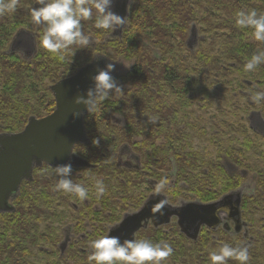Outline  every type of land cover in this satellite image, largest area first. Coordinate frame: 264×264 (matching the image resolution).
<instances>
[{
    "label": "trees",
    "instance_id": "obj_1",
    "mask_svg": "<svg viewBox=\"0 0 264 264\" xmlns=\"http://www.w3.org/2000/svg\"><path fill=\"white\" fill-rule=\"evenodd\" d=\"M256 1L263 7L254 5ZM35 4L36 0H20L16 14L0 17V134L22 131L30 117L41 118L38 117L41 110H45L46 115L53 112L55 100L50 87L57 81L75 74L96 55H102L115 64L120 60L133 63L131 69L124 75L116 76L112 72L124 93L114 94L100 105L98 111L85 116L88 141L78 144L74 152L92 167L83 169L72 167L73 180L88 172L95 173L97 179L100 178L105 184L112 178H109L112 173L114 177H124L122 170L114 166V150L122 145H130L139 155L152 161L161 158L164 179L177 176L181 179L183 174L196 168V164L193 155L186 151L187 145L186 148L181 145L183 140L180 136L186 135L185 132H177L176 118L180 113V104H187L192 99L189 92H192L205 99L206 107L213 106L214 101L211 99L215 96L214 85L217 78H223L227 83H231L233 89L234 83L227 79L228 73L225 71L227 64L229 68L244 67L247 59L257 49L263 50L261 42L257 41L256 45L248 41L250 36L253 37L251 28L240 29L235 26L233 13L256 9L258 13L264 14V0H135L129 6L127 22L119 37H112L113 31L110 29L95 27V12L93 19L83 21L84 32L92 39L93 43L90 46L95 48L97 54L85 64L77 66L75 54L81 52L87 56L90 46L77 50L78 46L74 45L62 56L43 49L40 45L41 28L30 24L28 9L31 6H39ZM199 23L205 25L206 33L211 36L209 52L199 48L200 44L204 43L203 39L198 42L199 45L196 43L193 49L185 42L191 35L192 25ZM222 30L227 33L219 34ZM22 31L35 34L33 35L36 51L30 58L20 56L18 50L13 49L11 45L16 35ZM92 31H96V35H92ZM104 35L109 37L106 38ZM94 37L101 40L100 46L96 45ZM217 39L221 40L222 53L213 54L211 51H214L213 45ZM257 70L264 75V64ZM237 72L242 79H245L243 75L247 76L241 70ZM198 83L206 85L197 87ZM242 85L249 86L246 81L242 82ZM191 86H196L197 89L192 91L189 88ZM227 96L232 95L228 93ZM250 106L255 107L256 104L252 102ZM152 115L158 116V121L162 123L169 120L171 123L168 122L169 125L164 128L157 127L147 122V116ZM214 117L212 116L210 121L214 120ZM113 119H119V122L114 123ZM94 139L99 140V146L93 144ZM165 146L172 152L169 157L166 156ZM225 159L234 163L239 161L242 174L231 176L225 171L224 166L216 165L215 168L220 175L224 176L222 184L217 185L214 183V177L206 176V184L203 182L199 188L197 183L200 181L196 179L194 184L196 183L199 189L194 194L200 202L210 203L239 190L251 174L255 177L256 186L253 193L244 194L242 197L241 213L244 221L254 228H260L252 232L255 242L250 246L249 252L251 261H259L262 264L264 214L258 219L255 216L259 214V209L264 213V164L253 168L246 158L233 156ZM166 163L171 169L169 174L164 169ZM244 163L248 166H244ZM173 167L176 171L172 176ZM110 168L114 171L107 170ZM46 169V166L36 168L33 181L22 185L18 196L16 195L14 211L0 213V264H36L28 261L30 258H36L34 250L40 249L39 253L45 254L42 245L37 242L39 240L35 235L37 227L30 228V224L35 217L40 218L38 207H43L44 197L50 194L52 185H44ZM80 171H83V175L79 173ZM40 182L43 190L37 194V184ZM185 184L183 182L182 185L177 180L174 186L168 188L167 193L172 196L173 201L180 197L195 200L182 193L186 189ZM192 186L188 190H191ZM120 187L125 189L127 185L124 186L120 181ZM117 194L121 196L123 192L118 191ZM65 200L68 204V198ZM101 201L106 205L108 203L105 198ZM48 204L53 205L54 202ZM125 211L127 209H123L122 213ZM118 220L119 218L115 219ZM211 235H217L216 239L211 238ZM203 237L206 247L212 248H219L220 243L228 242L236 246V243L240 242L239 235L230 236L221 232L209 234L206 231ZM185 241L187 240L179 234L178 243ZM48 243L50 245L55 242ZM187 248L185 243L178 247V252L179 250L185 252ZM65 254L62 258L59 255L61 262L62 259L65 260L64 264L89 262V252L82 253L72 248ZM248 264L252 263L248 261Z\"/></svg>",
    "mask_w": 264,
    "mask_h": 264
},
{
    "label": "rangeland",
    "instance_id": "obj_2",
    "mask_svg": "<svg viewBox=\"0 0 264 264\" xmlns=\"http://www.w3.org/2000/svg\"><path fill=\"white\" fill-rule=\"evenodd\" d=\"M254 5H257L258 7H263L259 2H255ZM262 14V13H260ZM193 28H196V38L197 43L199 41H202L199 48L202 50H205L206 52H209L210 42H211V36L210 34L206 33L205 25L203 23L192 25L191 31ZM96 31H92V35H96ZM227 33L226 31H220L219 34ZM34 34V33H33ZM32 33H29L27 31H22L18 35V42L17 46L20 48L21 51H18L19 55L24 57H32L35 52V39L34 35ZM17 36V35H16ZM104 37L108 38V36L104 35ZM103 39V37H102ZM190 37L188 40H186L187 46L192 45V41L189 42ZM94 41L97 46H100L102 43L101 40H97L96 37H94ZM220 39H217L214 43V51H211V53H222V45L220 44ZM248 41L250 43H256L257 41L254 39V37H249ZM189 44V45H188ZM12 45V44H11ZM199 45V43H198ZM197 45V46H198ZM90 46V45H89ZM262 49L264 50V43H262ZM33 48V49H32ZM260 49H257L259 51ZM31 51V52H30ZM29 52L30 55L29 56ZM95 48L93 49L92 46H90V49L87 53V56L81 54V52H77L75 54V64L77 66L83 65L86 63L88 59H92L94 55H96ZM126 63L123 60L117 61L115 64L114 73L116 76H121L127 73L133 63H126L130 64L131 66L126 68L124 67V64ZM228 67H226L225 71L228 73L227 79L229 81H232L233 89L231 86V83H227L223 78H217L216 84L214 85L215 88V96L213 97L214 105L211 107H206V101L202 96H198L196 93L189 92V97L191 100L187 102V104H180V113L179 116L176 118V124H177V132H185L186 135L180 136L183 140V143L181 144L182 147L186 148L187 145V152L190 155H193L194 161L196 164V168L189 171L187 174H183V177L180 179V177L177 176V180L179 183L183 185V182H185L186 189L182 191L183 194H187L189 198H193L195 200H198L197 196H195L194 192L202 187V183L204 182L206 184V176H211V178L214 177V183L217 185L222 184L221 180L224 178L223 175H220L218 170L215 168L216 165L224 166L225 171L228 173V170L225 168L227 157H242L249 160L251 163V166L253 168L261 166L264 164V137L254 131V129L251 127L250 120L252 118V111H259L261 114L263 113V119H264V103L256 104L255 107L250 106V103L253 101L251 100V95H253L258 90H264V75L261 72H258L257 69H255L252 72L245 71L244 67H233L229 68V64H227ZM235 66V65H234ZM238 70L243 71L246 75H243L245 79H242L239 74ZM224 75V72H222ZM230 74V75H229ZM248 82L249 86H243L242 82ZM50 85V84H49ZM48 85V86H49ZM204 87L206 83L196 84L198 87ZM189 87L192 91L194 89H197V87ZM227 90V92L225 91ZM201 91L199 90V93ZM230 93L232 96H227V94ZM195 95V96H194ZM50 97V96H49ZM54 98V97H53ZM202 102H200V100ZM35 106L36 103L32 102ZM177 104V101L175 102ZM207 110V112H206ZM253 111V112H254ZM46 115L45 110H41L40 115L38 117H44ZM212 116L214 117V120L212 119L210 121V118ZM253 120L255 122L258 121L256 117H253ZM169 123L170 120L168 121ZM168 122L162 123L161 121H158L154 123L157 127L162 126H168ZM243 129V130H242ZM245 132V134H244ZM165 141L162 142V145L164 146ZM122 145V144H120ZM174 146L178 148L175 144ZM116 146H114L115 148ZM120 148V147H119ZM119 148L114 150L115 155V164L119 157ZM166 156H171L172 152L170 151V148L168 146H165ZM149 157H152L149 155ZM125 159V158H124ZM248 162V163H249ZM244 166L247 165V163L243 164ZM248 166V165H247ZM165 172L169 174L170 167L169 164L166 163V166H164ZM179 169V168H178ZM207 170V172H206ZM81 175H83V171H80ZM206 173H209L207 175ZM89 176V177H88ZM84 180H74L76 183L84 184L89 189V195L90 196L93 192L95 193V181L97 180V176L95 173L88 172L84 176H82ZM81 177V178H82ZM114 177V176H113ZM87 178V179H85ZM123 177L115 176L114 180H109L108 183L105 185L107 187H113L112 192H110V196L113 199L112 203L114 201V208L112 211V214L115 215V217L121 219L122 218V211L123 209H128L127 206H122L124 202H126L125 199H121V201H117V197H121L117 194L123 192V188H119V183ZM100 178H98L99 180ZM198 179L197 185L200 186L199 188L196 186V183L194 184V180ZM171 178H168L167 181L169 182ZM42 182L37 184V194L40 193L42 189ZM93 186L91 187V185ZM194 184V186H192ZM44 186V185H43ZM192 186L191 190H188V188ZM256 186V180L255 177L251 174L245 181V184L242 186V192L244 194H250L253 193L254 188ZM36 187V185H35ZM119 188V190H118ZM144 189V186L142 185L141 188H133L130 189V193L127 195V199L130 201L127 203L128 206H132L133 202L139 198L141 189ZM67 194L68 198V204L66 206L64 214H58L55 217L52 216H41L39 219L35 217L34 221H31V226L37 227V232L35 235L39 239L37 242L40 243L43 247V253H39L40 249L34 250L35 259H28V261H31L32 263L36 264H64L65 260L62 259L63 262L60 261L59 257V250L56 251V249L49 245L48 241L56 242L57 245L62 241V235H63V226L69 227L71 223H77L78 219L82 217L81 213H78L75 208H73L72 203H79V206L83 205V200L77 202V198L71 194ZM170 196V195H169ZM170 201L171 198L169 197ZM181 199L184 200H190L187 198L180 197L177 199V202ZM119 202V205L117 204ZM107 205L109 206L110 203L108 202ZM120 206V208H118ZM135 206V204H134ZM54 208H51L53 210ZM82 209V208H80ZM104 209V208H103ZM39 212L43 211V207H38ZM259 214H256L255 218L258 219L261 217L262 214H264L260 209L258 210ZM104 214L107 215L104 211ZM99 220H102V215L99 216ZM263 220V218H262ZM264 221V220H263ZM83 226V223H82ZM167 227V226H166ZM255 230H260L257 227ZM79 231H82V229H79ZM29 235L31 236L30 230ZM98 235H102L101 231H98ZM103 235H106V232L103 233ZM212 238V235L210 236ZM172 240V238H170ZM169 240V242H171ZM163 241H166L165 239ZM190 241V240H189ZM188 241H185L186 246L188 247L185 249V252L180 251L177 255H172L171 257L167 258L162 262V264H211V261L209 260V253L217 250L218 248H212L211 246L206 247V243L203 237V234H200V237L197 241H195L194 244ZM219 247V246H218ZM177 252V249H176ZM249 262L252 264H261L259 261H251L249 259ZM262 264H264V259L262 260ZM87 264H90L87 262ZM228 264H239L238 261L235 260H229Z\"/></svg>",
    "mask_w": 264,
    "mask_h": 264
},
{
    "label": "clouds",
    "instance_id": "obj_3",
    "mask_svg": "<svg viewBox=\"0 0 264 264\" xmlns=\"http://www.w3.org/2000/svg\"><path fill=\"white\" fill-rule=\"evenodd\" d=\"M20 0H0V17L17 13ZM135 0H130V4ZM114 0H36L38 7H29L30 24L41 28L40 45L48 52L63 55L72 46L77 50L87 49L93 43L90 36L83 29V21L93 19L95 12V27L115 31L124 26L127 17H122L113 11ZM129 4V6H130ZM234 23L240 29H252V35L258 42L264 43V14L256 9L239 10L233 13ZM128 68L131 65L123 63ZM264 64V50H259L247 59L244 69L252 72ZM114 63H107L104 68L98 69L92 77L93 84L84 95L75 98V104L83 105L88 113L98 111L100 105L108 101L114 94L124 93L122 86L113 77ZM255 104L264 102V90H258L251 95ZM79 112L73 113L74 116ZM119 117V116H117ZM158 116H147V122L154 124ZM99 146V140H93ZM74 155L76 152H73ZM71 163L57 165L54 174L58 178L55 184L57 191L71 194L80 200L88 198L89 189L72 178ZM167 178L156 185V192L160 193L167 186ZM95 194L99 199L107 193V186L102 180L95 181ZM167 200H161L157 211L167 205ZM229 209L222 208L217 213L218 219H225ZM91 254L88 256L90 264H162L164 260L174 254L169 242H153L147 238L123 240L119 236L98 235L89 242ZM211 264H228L235 260L239 264H248L250 259L249 245L241 243L237 246L225 242L217 250L210 252Z\"/></svg>",
    "mask_w": 264,
    "mask_h": 264
},
{
    "label": "water",
    "instance_id": "obj_4",
    "mask_svg": "<svg viewBox=\"0 0 264 264\" xmlns=\"http://www.w3.org/2000/svg\"><path fill=\"white\" fill-rule=\"evenodd\" d=\"M129 4L130 0H114L113 11L128 18ZM125 25L113 31L112 37L121 36ZM18 36L13 41V47L17 45ZM195 38L196 30L193 28L189 40L193 43L188 44L191 49L197 43ZM107 63L114 62L102 55H96L75 74L57 81L50 87L55 100V109L52 113L42 118L30 117L24 129L18 133L0 134V212L12 210L9 201L25 180L32 179L35 167L46 164L54 168L68 163H71L72 167H92L89 162L71 152V149L74 152L78 144L88 141L84 124L88 112L83 105H77L74 101L78 95L86 93L93 84L92 77ZM75 112L80 114L74 116ZM252 115L264 125L260 112H252ZM241 202V189L210 203L191 201L178 206L167 203L160 211H157L159 203L149 200L137 212L125 214L123 219L110 229L108 235L119 236L121 240L127 238L132 240L142 226H147L146 220L152 219L154 225L161 226L168 225L172 217H176L180 231L189 239L196 241L202 227L214 229L221 224L217 213L222 208L230 210L227 219L233 221L237 226L236 231H239ZM64 248L65 246L62 250Z\"/></svg>",
    "mask_w": 264,
    "mask_h": 264
},
{
    "label": "flooded vegetation",
    "instance_id": "obj_5",
    "mask_svg": "<svg viewBox=\"0 0 264 264\" xmlns=\"http://www.w3.org/2000/svg\"><path fill=\"white\" fill-rule=\"evenodd\" d=\"M16 48L18 51H21L17 45H16ZM253 117L254 115H252V118L249 119L251 123V127L254 129V131H256L257 133H259L260 135L264 137V125H261L259 121L255 122V120H253ZM113 122L118 123L119 120L116 121L115 119H113ZM225 165H226L225 168L226 167L229 168V173L231 176H234L235 174H238V173L242 174V169L239 167V161L234 163V162H229L227 160ZM43 166L47 167L45 171V175H44V179H45L44 185L47 184V185H52V186H51V190L49 191L50 194L48 193L44 197L45 201L43 204V208L45 209L42 211V213L40 212L38 213V217H41V216L55 217L58 214L63 215L65 212L66 206H67L66 200H65L67 199V194L62 191H57L55 189V184L58 178L54 174V168L46 164L40 167H43ZM114 166H116L117 169L122 170L124 174V177L121 179V182L124 186L127 185V187L123 190L121 199H125L126 202L123 203L121 199H117V201L118 200L121 201L123 203V206L126 205L128 208L127 211L123 212L121 219H119L118 221H115L117 217H115V215L112 214V211L114 208V201L112 203L113 199L110 196V192H112L113 187L111 188L107 187V193L99 199L96 198V194L93 192L90 196H88L87 199L83 200L82 206H79V203L73 202L72 203L73 207L77 210L78 213L82 214V217L78 219L77 223L76 222L71 223L68 228H66L67 225L66 227L63 226L64 228L63 235H62L63 238H62V241L58 243V245L56 242L54 244H50L52 247L56 249V251L59 250V255L61 256V258L66 255L65 254L66 251L72 248L77 249L82 253L89 252L91 254L92 250L89 247V242L98 236V231H101L102 235L105 232H106V235H108L110 229L116 224H118L123 219L125 214L137 212L149 200L160 204L161 200H163V197H165L168 204L172 206H178L183 202H191V201L200 202L199 200L181 199L178 202L177 200L175 201L172 200L173 199L172 196H169L167 191H168V188H171L172 186L175 185L177 181V177H172V179L168 182V185L165 188V190L160 193H157L155 190L156 185L161 180L164 179L161 158L153 159V161L150 160V158L147 159L145 156H141L136 151H134L130 145H124V146L122 145L119 148V157ZM36 168L38 167L34 168L33 175H34V172L36 171ZM73 168L83 169V167H73ZM228 168L226 169L228 170ZM107 170L114 171L113 168H110ZM175 171L176 169L175 167H173L172 172H171L172 176L175 175ZM244 175L247 176L246 173ZM113 176L114 174L112 173V175H110L109 178L112 177L111 180H114ZM81 179L84 180L81 177H78L76 180H81ZM30 181H33V177ZM30 181L25 180L22 183V185L25 182H30ZM142 185L144 186V189L143 188L141 189L139 198L133 202L130 208V206L127 205V203L130 202L127 199V195L130 193V189H133V188L137 189L139 187L141 188ZM92 186L93 184L91 185V187ZM240 189L242 190V187ZM17 193L9 201V204L11 205L12 210L14 206L16 205L15 201L18 196ZM243 195L244 193L242 192V197ZM169 197L171 198V201ZM104 198L107 199V202L110 203L109 206L101 201ZM78 201H80L81 203V200L77 198V202ZM49 202H54V204L49 205L48 204ZM51 208H54V209L51 210ZM104 211L107 215L104 214ZM100 215H102V220H99ZM146 221L148 222L147 226H142L134 234L133 239L147 238V239L152 240L153 242H158V241L165 239L166 242H169L170 238H172V240H170L171 242L169 243L172 245L174 249L173 256L178 254L179 246L185 245V243H178L179 234H181L188 242H191V241L195 242L194 240L189 239L184 233L180 231V228L177 224L176 217H172L171 222L168 225H161V226L154 225V222L152 219H148ZM221 221H222L221 224L215 227L214 229H210L206 226L202 227L199 233L198 239L200 237V234H206V231L209 234H212V232H221V233H224V235L225 233H228L230 236L239 235L240 242L236 243V246L241 243H244V244L249 245V249H250V246H252L253 243L255 242V237L252 235V232L255 228L252 227L248 222L242 219V213H241V225H240L241 229L239 231H236L237 226H235V223L233 221H229L227 217ZM82 223H83V226H82ZM79 229H82V231H79ZM212 237L213 239H216L217 235H212ZM123 240L124 239H122L121 241ZM222 244L223 243H220L219 246H221ZM64 246L65 248L64 250H62V247ZM176 249H177V252H176Z\"/></svg>",
    "mask_w": 264,
    "mask_h": 264
},
{
    "label": "bare ground",
    "instance_id": "obj_6",
    "mask_svg": "<svg viewBox=\"0 0 264 264\" xmlns=\"http://www.w3.org/2000/svg\"><path fill=\"white\" fill-rule=\"evenodd\" d=\"M13 43V42H12ZM15 48H13V49H16L17 50V48H16V46H14Z\"/></svg>",
    "mask_w": 264,
    "mask_h": 264
}]
</instances>
